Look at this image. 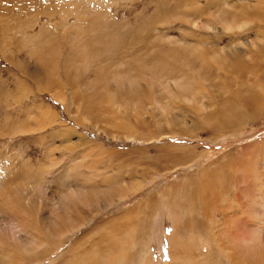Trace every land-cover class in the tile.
<instances>
[{"label":"rangeland","instance_id":"1","mask_svg":"<svg viewBox=\"0 0 264 264\" xmlns=\"http://www.w3.org/2000/svg\"><path fill=\"white\" fill-rule=\"evenodd\" d=\"M245 2L260 3L264 12V0H103L99 4L115 20L152 23L159 34L190 43L208 40L214 45L234 46L252 57L240 75L215 59L208 63L221 82H233L240 95L231 101L230 93L214 99L215 91L202 81L197 82L205 97V115L215 108L218 120L210 117L198 121L191 106L179 108L172 102L190 132L180 129L171 133L150 117L149 123L154 124L159 135L156 139L144 138V131L127 139L117 131L122 126L132 127L123 113L124 106H110V118L102 115L93 119L84 114L83 101L75 102L67 88L66 108L62 96L40 88V97L53 104L65 125L79 129L86 140L79 142L74 136L54 134L56 128H45L47 122L33 115V111L38 112L33 104L40 98L18 101L24 93L21 79L28 76L19 57L9 59L0 52V123L9 117L26 121L32 128L13 135L0 134V172L4 174L7 165L19 158L35 172L45 169L43 181L51 192L46 197L45 193L38 194L27 205L33 214L32 225L25 215L1 207L0 215L3 218L6 214L7 219L16 217L13 219L18 228L10 225V229L30 235L45 244L44 249H51L36 264H236L229 252L219 246L221 239L237 251L238 257L251 264H264V179L260 174L264 172V48L260 47L262 42L250 46L252 41L264 39V28L253 24L244 31L226 33L219 28L213 13L227 4L234 8L245 6ZM180 4H190L193 16L211 22L210 28L168 19V10ZM41 22H48L54 34L63 30H58L49 17L43 16ZM259 64L261 68L256 67ZM28 85L30 91L36 87ZM253 85L260 93L255 101L248 91ZM40 86L46 90L44 83ZM225 102L230 107L220 109ZM177 146L192 149L190 156H181ZM183 161L186 163L180 165ZM133 180L144 185L123 203L100 214H88L80 229L63 223L66 232L61 237L48 235L43 218L54 196L50 197L57 190L81 185L108 189ZM47 199L49 206L41 202ZM93 216L92 223H88ZM4 226L0 225V243L4 244L0 246H6L18 258L26 257L29 253L18 249ZM37 252L34 250L29 256L35 257Z\"/></svg>","mask_w":264,"mask_h":264},{"label":"bare ground","instance_id":"2","mask_svg":"<svg viewBox=\"0 0 264 264\" xmlns=\"http://www.w3.org/2000/svg\"><path fill=\"white\" fill-rule=\"evenodd\" d=\"M100 3L103 0H0V52L9 59L19 57L18 60L24 65V72L28 75L21 79L24 93L18 101L25 97L32 100L40 98L41 101L33 104L38 110L37 114L33 111V115L47 122L45 128H56L54 134L74 136L79 142L86 140L83 134L78 133L79 129L72 130L65 125L66 121L53 109V104H47L44 97H40V88L52 92L54 96H62L64 108L67 104L64 88H67L75 102L83 101L84 114L93 119L101 118L102 115L110 118V106L119 109L124 106L123 113L132 127L128 129L122 126L117 131L127 139H134V133L141 131L146 132L144 138L159 137L154 124L149 123L150 117L157 120L162 129H168L171 133L180 129L190 132L182 118L184 116L175 111L172 102H176L179 108L183 105L191 106L198 121L201 119L204 122L210 117L218 120L215 108L209 115H205L207 106L203 102L205 97L201 95L198 81L215 91L214 99L220 100L221 95L230 93L231 101L240 95L235 91L232 81L225 85L215 77L208 63L215 59L240 75L245 72V64L251 62L252 57L242 54L234 46L214 45L208 40L190 43L185 39L181 41L159 34L152 23L132 24L126 20H115L108 15L104 6H99ZM259 4L245 2V6L234 8V5L227 4L226 7L213 10V13L219 28L226 33L233 30L244 31L253 24L264 28V12ZM192 11L190 4H180L170 12L168 10V19L193 22L199 27L210 28L211 22L197 19ZM43 16L53 19L58 30H63L57 34L52 33L54 28L48 22H41ZM4 18L6 21H3ZM260 42V47L264 48V39L252 41L250 46L253 48ZM257 59L260 61L262 58ZM256 67L261 68L260 64ZM29 83L36 86L33 91L29 90ZM42 83L46 90L43 86L39 87ZM248 91L255 96V101L256 94L259 93L257 86L253 85ZM32 94L35 96L30 97ZM42 94L44 96L46 92ZM229 107L225 102L220 109ZM151 111L154 114H150ZM29 128L28 122L7 117L0 123V134L13 135L30 131ZM175 148L181 156L187 158L192 150L183 146ZM16 160L18 162L14 159L7 165L4 174L0 172V207L5 211L25 215L32 225L33 214L27 205L32 204L38 194L45 193L43 196L46 197L51 192L43 181L45 169L35 172L25 161L19 158ZM185 163L183 161L180 165ZM260 174L264 179V172ZM165 176L166 173L163 174ZM143 185L141 181L133 180L108 189L81 185L57 190L50 197L54 196L52 203L48 199L41 201L47 206L49 203L51 205L47 207L44 218L42 217L44 228L48 235L59 237L66 232L63 223L77 229L83 225L88 214H100L112 209L127 197L130 198ZM10 218L7 219L5 214L0 225H5L7 235L15 240L18 249L24 250L25 254L34 250L38 252L35 257L26 254V257L18 258L14 252H8L6 246H0V264H36L45 259L51 249H44L45 244L30 235L23 236L15 228L10 229V225L17 226V221L14 220L16 217ZM93 219L94 216L88 223H92ZM221 240L219 246L229 252L236 264H251L238 257L237 251ZM0 244L4 245L2 242Z\"/></svg>","mask_w":264,"mask_h":264}]
</instances>
